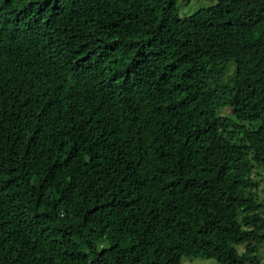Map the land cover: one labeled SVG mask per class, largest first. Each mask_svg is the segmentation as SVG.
Instances as JSON below:
<instances>
[{"label": "trees", "instance_id": "16d2710c", "mask_svg": "<svg viewBox=\"0 0 264 264\" xmlns=\"http://www.w3.org/2000/svg\"><path fill=\"white\" fill-rule=\"evenodd\" d=\"M178 2L0 0V264H261L264 0Z\"/></svg>", "mask_w": 264, "mask_h": 264}, {"label": "rangeland", "instance_id": "374dc122", "mask_svg": "<svg viewBox=\"0 0 264 264\" xmlns=\"http://www.w3.org/2000/svg\"><path fill=\"white\" fill-rule=\"evenodd\" d=\"M210 2L209 0H192V2L189 5H183L182 0H179L178 2V8H179V16L181 18L190 16L191 14L195 13L196 11L205 8L209 6ZM234 71V66L230 65L228 67V72L226 75V79H229ZM225 113V112H224ZM258 183L260 184V190H261V196L264 199V172H262L261 176H258ZM240 251H242V247L239 248ZM257 259L261 264H264V244L260 247L258 253H257ZM182 264H220L214 259H207V258H183Z\"/></svg>", "mask_w": 264, "mask_h": 264}]
</instances>
